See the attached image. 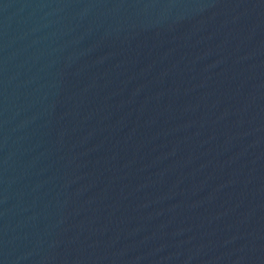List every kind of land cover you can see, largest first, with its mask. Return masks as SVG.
I'll list each match as a JSON object with an SVG mask.
<instances>
[{"label": "water", "instance_id": "obj_1", "mask_svg": "<svg viewBox=\"0 0 264 264\" xmlns=\"http://www.w3.org/2000/svg\"><path fill=\"white\" fill-rule=\"evenodd\" d=\"M0 264H264V0H0Z\"/></svg>", "mask_w": 264, "mask_h": 264}]
</instances>
